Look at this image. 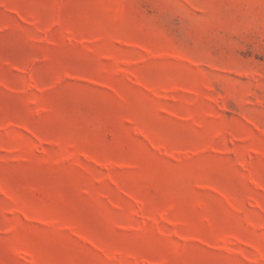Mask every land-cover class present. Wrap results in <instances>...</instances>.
I'll return each instance as SVG.
<instances>
[{"label": "rangeland", "instance_id": "obj_1", "mask_svg": "<svg viewBox=\"0 0 264 264\" xmlns=\"http://www.w3.org/2000/svg\"><path fill=\"white\" fill-rule=\"evenodd\" d=\"M0 264H264V0H0Z\"/></svg>", "mask_w": 264, "mask_h": 264}]
</instances>
